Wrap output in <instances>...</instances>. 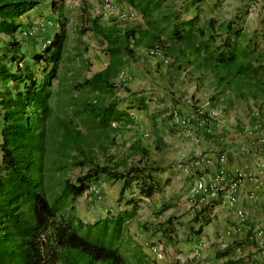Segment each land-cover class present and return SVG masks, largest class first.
Segmentation results:
<instances>
[{
    "label": "trees",
    "instance_id": "obj_1",
    "mask_svg": "<svg viewBox=\"0 0 264 264\" xmlns=\"http://www.w3.org/2000/svg\"><path fill=\"white\" fill-rule=\"evenodd\" d=\"M63 1L57 0L52 11L58 13ZM120 1L139 15L140 23L101 27L90 21L84 31L99 38L106 65L81 79L77 72L65 84L63 63L81 54L66 57L64 26L45 48L26 58L16 35L29 20L20 17L39 3L0 0V264H156L126 226L139 203L160 192L167 180H161L162 169L139 144L128 146V157H134L130 161L109 153L118 146L116 138L134 125L127 109H146L139 94L130 96L127 108L114 96L121 85L116 80L137 49L171 59L175 70L190 67L210 74L217 88L252 86L264 92L256 35L245 36L240 18L202 21L196 8L201 0L183 8L171 0ZM190 8L194 11L186 16ZM75 169L80 173L70 178ZM101 180L119 185V209L84 223L74 204ZM210 206L208 202L191 213V238L200 235ZM174 220L170 217L154 230L164 242H171ZM229 251L225 248L215 258Z\"/></svg>",
    "mask_w": 264,
    "mask_h": 264
},
{
    "label": "rangeland",
    "instance_id": "obj_2",
    "mask_svg": "<svg viewBox=\"0 0 264 264\" xmlns=\"http://www.w3.org/2000/svg\"><path fill=\"white\" fill-rule=\"evenodd\" d=\"M36 1L39 5L33 11L32 18L41 15L55 21L57 29L50 30L47 34L49 36L56 33L62 24L67 36L66 57L81 54V58L75 57L73 60L63 63L62 72L65 69L64 73L66 74L64 75L65 84L77 72L79 74L76 79H81L89 77L106 65V58L101 53L99 38L89 31H84L89 27L90 21H95L101 27H107L113 23L119 26L140 23L139 15L120 0H64L58 13L52 11V6H55L57 0ZM191 1L171 0V3L183 8ZM260 1L253 0L246 4L257 5ZM196 8L202 21L213 18L218 22H224L240 18L242 23L246 24L243 27L245 36L256 35L255 40L258 43L256 54L261 56L264 63V39L260 37L264 36V29L260 25L261 20H258V15L249 20L245 15H233L222 0H201ZM193 11L194 9L190 8L186 16H190ZM129 12L134 13L133 20L127 19ZM20 19L22 22L30 20L23 16ZM37 38L22 41L24 57L28 58L37 51L44 35ZM80 60H83V63H80ZM259 61L261 62V60ZM252 63L253 65L259 64L256 61ZM172 64L171 59L142 49H137L133 57L126 61L116 80V83H121V85L114 96L118 100H123L120 103L121 107L127 108L126 106L130 104L131 94L137 93L146 99L147 105L143 111L127 109L128 113L132 114L134 125L126 127L123 134L116 138L118 146L115 150L111 149L109 153L116 159L130 161L134 157H128V146L132 143L139 144L148 150L152 163L171 165L188 176L187 182L190 180L188 188L192 189L195 169H200V166L197 165L199 159L202 158L205 162L209 161V152L203 151L201 148L200 134L207 135L208 137L204 140L206 143L212 144L213 147V142L209 140L210 136L222 141L221 133L218 132V126L222 125V119L232 118L231 125L233 126L229 128L238 133L247 132L254 122H264V92L252 86L236 87L231 85L217 88L210 74L201 75L190 67L175 70V67H171ZM57 87V82H54L53 89H57ZM157 138L160 139L158 148L156 147ZM219 141L218 144L222 143ZM218 147L220 148L219 145ZM214 152L217 155L224 154L225 150L220 148ZM79 173L80 171L75 169L69 172L68 176L73 178ZM99 184V187H95L96 193L86 192L74 204L76 217L84 223H91L109 213L113 214L119 209L115 203L119 185L103 180ZM158 196H154L151 200L148 199L149 202L144 201L142 205L139 203L138 215L126 226L127 233L140 246L144 244L150 248V251H146L142 247L147 256L154 260L156 255H160L163 247L167 245L160 243V238L158 239L156 235L145 233L142 225L149 227L166 219L167 211L158 216V221L154 218L152 220L153 212L161 205L164 207L162 195ZM155 204L158 205L157 209H154ZM194 206L195 199L190 197V202L185 210L178 206L176 210L179 211L174 212L177 215L173 224L176 225L175 229H178V235H176L180 238L187 228L177 226L178 222L186 225L194 211ZM184 244H179L180 247L176 246L177 249H181L179 264H197V260L204 257V252L194 248L195 244L192 240L188 243L184 242ZM191 245L193 246L190 247ZM174 252L175 250H173V255ZM164 259L163 257L158 259L159 264H164Z\"/></svg>",
    "mask_w": 264,
    "mask_h": 264
},
{
    "label": "crops",
    "instance_id": "obj_3",
    "mask_svg": "<svg viewBox=\"0 0 264 264\" xmlns=\"http://www.w3.org/2000/svg\"><path fill=\"white\" fill-rule=\"evenodd\" d=\"M222 1L227 5L228 11H230V13L233 15H245L248 20L250 18L253 19L258 15V20H261L260 25L261 27H263L262 29H264V0H261L257 5L238 3L234 0ZM33 11L34 9L23 17H25L26 19L32 18ZM245 25L246 24L241 23L242 28ZM130 115L132 116V114ZM231 122H233L232 118L222 119V125L218 126V132L221 133L220 137L222 138V141H219L221 139L210 136L209 140L213 142V147L211 146L212 144L210 145V143L208 144L204 140V138H207L208 136L200 134L199 141L201 142V148H203V151L209 152V161L203 164L205 171L211 173L218 169L219 165L217 161V153H215L214 151H218V149L221 148L225 150V152H223L224 155L227 156L225 166L229 170L231 168L237 167L248 174L258 175L257 169L255 168V163L259 160L264 161V144H260L258 142V136L259 134H262L264 122H254L250 129H248L245 133H238L235 130L229 128L230 126H233L231 125ZM218 141L222 143L218 144ZM218 145L220 146V148L218 147ZM156 165H158L160 169H162V171L160 172L161 180H167V183L163 184L160 192L154 194L151 198H149V200H151L154 196L159 197L158 195H162V204L164 207H162L161 205L160 208H164V211H162V213L167 211V216L166 219L162 222L158 221V216H160L162 213L157 217L155 216L156 211L160 209H157L158 205L155 204L154 209L157 210L153 212L154 214L152 220L154 218L158 222H156L152 226H147V231L144 232L148 234L151 232L154 233V230L157 228L156 224H164V222L170 217L175 218L177 213L174 212L179 211L176 210L178 209V206L183 207L185 210L188 206V202H190L191 189L188 188L190 180L189 182H187V179H189V177L183 174L179 169L173 168V166L171 165ZM259 177V180H264V171L261 173V175H259ZM250 187V183L244 182L242 192L248 191ZM149 200L143 199V201H141L140 203L142 205L144 204V201L149 202ZM209 203H211V206L210 211L207 214L208 221L205 223V225L202 226L199 236L193 238L189 236L188 221L190 219H188L186 225H184V223L182 224L178 222L179 224L177 226H184L187 228V231L184 233L182 238L177 236L178 229H175L176 225L173 224L174 233L171 235V242H164V238V240L160 239V243L167 246L163 247V251L160 252L159 250L160 255H156L155 260H151H153L156 264H159L158 259H161L163 257L165 258L164 264H170L174 261H177L179 264L178 259L181 249H177L176 246L179 244L185 245L184 242L188 243V241L190 242V240H192V242L195 244L194 248L199 249L200 252H204V257L197 260V264H222L226 261H229L233 264H262V259L260 258L258 250L254 244L255 242L252 234L246 230L237 232L234 229V227L236 226V221L233 209L226 207L221 199L210 200ZM238 206L241 207L244 211L246 218L245 223L247 226H252L258 222L264 221V187L258 188L256 197L252 202H246L241 199ZM137 215L138 214H136L135 217ZM154 234L159 239L158 233L155 232ZM235 244H239V247H237ZM192 246L193 245H191L190 247ZM142 247L145 248L146 251H150V248L147 247V245L143 244ZM178 247H180V245ZM225 248H230L229 254L223 258H215V255L218 252H222ZM172 249L175 250L174 255Z\"/></svg>",
    "mask_w": 264,
    "mask_h": 264
},
{
    "label": "built area",
    "instance_id": "obj_4",
    "mask_svg": "<svg viewBox=\"0 0 264 264\" xmlns=\"http://www.w3.org/2000/svg\"><path fill=\"white\" fill-rule=\"evenodd\" d=\"M238 3H246L253 0H234ZM255 5V4H253ZM128 20L134 19V13L129 12ZM57 24L54 20L48 19L45 16H36L29 21L26 25L19 29L17 37L19 40L35 39L39 36L44 38L39 44V50L45 48L49 43L51 37L48 34L50 30H56ZM258 142L264 144V126L262 134L258 136ZM227 156L224 154L217 155L218 169L211 173L206 172L204 169L205 161L199 159L200 169L196 168V174L194 175L193 187L191 189L190 197L195 199L194 210H197L201 206L207 204L210 200L221 199L225 206L233 209L236 226L234 229L238 231H249L254 239V244L258 250L262 264H264V221L258 222L252 226L246 225V218L244 211L238 206L241 199L246 202H252L256 197V192L259 187H264V180H259L261 173L264 171V161L259 160L255 163L258 175H251L242 171L241 169L234 167L230 170L225 166ZM248 182L251 187L248 191H243V183ZM90 191L96 193L94 188Z\"/></svg>",
    "mask_w": 264,
    "mask_h": 264
},
{
    "label": "clouds",
    "instance_id": "obj_5",
    "mask_svg": "<svg viewBox=\"0 0 264 264\" xmlns=\"http://www.w3.org/2000/svg\"><path fill=\"white\" fill-rule=\"evenodd\" d=\"M32 10H33V9H32ZM34 10H35V8H34ZM29 12H30V11H29ZM29 12H28V13H29ZM39 16H41V15H39Z\"/></svg>",
    "mask_w": 264,
    "mask_h": 264
}]
</instances>
